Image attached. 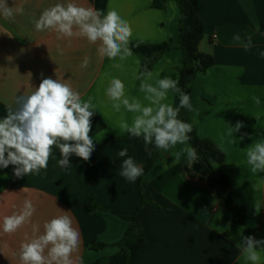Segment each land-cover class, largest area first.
<instances>
[{
	"label": "crops",
	"instance_id": "0c3cea01",
	"mask_svg": "<svg viewBox=\"0 0 264 264\" xmlns=\"http://www.w3.org/2000/svg\"><path fill=\"white\" fill-rule=\"evenodd\" d=\"M6 2L14 19L0 17V118L9 107H18V96L29 95L44 78L70 84L83 100L94 97L96 111L90 133L95 148L89 161L73 154L70 165L60 167V152L53 146L48 167L39 174L17 177L15 166L0 167V225L3 217L21 211L25 199L36 208L31 221L15 233L0 229V264H21L20 245L26 236H33L32 226L38 225L42 233L45 221L65 212L80 233L79 249L73 254L75 264H251L236 244L242 236L264 238V172L251 171L245 150L254 140L264 139V0L200 1L199 16L209 38L207 52L202 53L211 55L215 64L185 91L192 105L185 119L199 139L212 142L224 154V162L213 163V170L228 177L234 203L246 208L244 224L235 222L226 203L210 192L202 162L189 164L182 155L173 164V153L182 145L168 152L161 150L152 169L135 182L120 175L122 161L128 157H120L119 151L127 148L128 156L143 169L150 151L142 137L120 130L121 120L131 124L134 114L123 108L116 112L105 89L112 77L120 78L127 95L147 104L139 91L141 81L136 79L146 57L133 51L126 60L110 61L98 55V44L77 37L57 39L56 33L39 32L34 26L42 10L55 3L75 2L97 9L95 0ZM20 7L22 14L16 12ZM112 8L133 28L131 47L170 44L171 49L151 70L149 82L165 76L179 80L183 53L179 49L178 3L168 0L165 9H158L154 0H108L105 12ZM236 34L245 42L251 36L252 46L245 50L234 42ZM85 57L90 63L81 68ZM253 96L260 98L259 105ZM165 102L179 106L177 93L169 92ZM182 114L183 109L179 117ZM237 122L244 127L231 137L229 127ZM139 182L149 189L152 204L146 203ZM137 214L146 242L126 248L125 253L121 242Z\"/></svg>",
	"mask_w": 264,
	"mask_h": 264
},
{
	"label": "clouds",
	"instance_id": "9594fccd",
	"mask_svg": "<svg viewBox=\"0 0 264 264\" xmlns=\"http://www.w3.org/2000/svg\"><path fill=\"white\" fill-rule=\"evenodd\" d=\"M16 12L22 14L24 9L17 8ZM0 17L14 19L13 9L6 0H0ZM34 26L39 32L50 30L56 33L57 39L77 37L86 39L89 44H98V55L110 61L117 58L123 61L133 55L130 46L133 28L114 8L105 12L75 2H58L43 9ZM233 41L240 42L245 50L252 46L251 36L245 42L236 34ZM261 55L264 56V52ZM89 63L90 58L85 57L80 67L87 68ZM152 76L153 73L146 67L136 76L141 81L139 91L144 94L143 100L147 104L127 95L123 80L117 77L110 79L105 95L112 102V108L116 112L123 108L134 114L131 124L121 120L119 128L131 136L142 137L146 144L165 152L182 145L173 153V164L178 163L182 155H186L188 163L193 164L198 159L196 148L189 144L193 128L190 123L179 119L181 109H192L190 95L181 90L178 79L165 76L152 83L149 82ZM169 92L179 94V106L165 102ZM252 99L257 105L261 103L257 96ZM93 100L91 96L83 100L70 84L52 78L42 79L29 95L18 96V107L15 110L9 107L7 114L0 118V167L15 166L17 177L39 174L42 169H47L53 146L59 149L61 158L57 163L60 167L67 168L73 154L89 161L95 148L90 135L91 118L96 111ZM242 127V122H237L234 128L229 127L228 135L233 137V133L239 132ZM243 138L240 137L241 140ZM245 150L251 171L264 172V139L254 140ZM118 155L128 157L122 161L121 176L135 182L144 174L143 167L128 156L127 148L119 151ZM164 166L169 165L165 163ZM35 211L32 201L25 199L20 212L3 217L0 229L7 234L15 233L31 221ZM32 227L33 236H26L20 245L21 264H75L73 254L79 249L80 233L73 227V219L67 212L45 221L42 233H39L38 225ZM236 246L242 249L245 261L261 264L264 238L242 236Z\"/></svg>",
	"mask_w": 264,
	"mask_h": 264
},
{
	"label": "trees",
	"instance_id": "16d2710c",
	"mask_svg": "<svg viewBox=\"0 0 264 264\" xmlns=\"http://www.w3.org/2000/svg\"><path fill=\"white\" fill-rule=\"evenodd\" d=\"M107 1L108 0H95L97 9L105 11ZM167 1L168 0H154V7L158 9H165ZM175 1L178 3L181 11L179 23V49L183 53L182 65L178 68L180 75L178 86L183 92H185L188 85L199 74L206 73L207 70L215 64V60L211 55L200 52L199 49L207 32V27L199 16V6L201 0ZM262 29L264 31V25ZM132 49L134 52L142 54L146 57V61L142 66V71L145 67L151 71L159 61L161 55L169 51L171 46L169 43L162 45L135 44L132 45ZM177 97L179 100L178 93ZM186 110L187 109H183V114L179 117V119L185 122H187L185 119ZM190 136V142L192 146L196 148L198 153L197 161L202 162L208 171L206 181L210 192L226 203L235 222L244 224L247 219L246 208L238 206L234 203L228 177L222 174H217L213 170V163L221 164L224 162V154L212 142L199 139L195 131H192ZM146 146L150 151V158L144 168V174L148 173L152 169L155 159L161 151L160 149H156L152 144H146ZM186 170L190 176H194L188 168ZM138 188L144 192L146 203L152 204L153 201L149 189L141 182H139ZM131 221L133 222L132 226L129 228L121 242L125 253L126 248L141 245L146 242V238L142 234V229L138 224V214L134 216Z\"/></svg>",
	"mask_w": 264,
	"mask_h": 264
},
{
	"label": "rangeland",
	"instance_id": "374dc122",
	"mask_svg": "<svg viewBox=\"0 0 264 264\" xmlns=\"http://www.w3.org/2000/svg\"><path fill=\"white\" fill-rule=\"evenodd\" d=\"M201 43H203V47L200 49V52H207L206 51V47H207V44L209 43V38H208V36L207 35H205V37L203 38V40H202V42Z\"/></svg>",
	"mask_w": 264,
	"mask_h": 264
}]
</instances>
